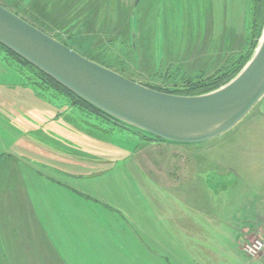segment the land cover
Wrapping results in <instances>:
<instances>
[{"label":"rangeland","instance_id":"374dc122","mask_svg":"<svg viewBox=\"0 0 264 264\" xmlns=\"http://www.w3.org/2000/svg\"><path fill=\"white\" fill-rule=\"evenodd\" d=\"M135 3L0 0L62 43L159 87L171 85L166 75L180 66L184 75L213 74L248 40L255 42L261 19L258 5L248 18L247 0H141L133 19ZM199 21L207 30L195 36ZM9 77L0 83V155H18L33 170V192L24 196H32L36 218L55 224L63 264V257L89 264L82 250L95 264H127L113 260L110 239L123 246L135 238L147 243L136 264H264L244 251L252 231L264 228V100L217 139L136 152L139 140L110 137L101 123L67 110L63 101L59 109L16 84L19 75ZM134 202L150 204L143 230L131 219L144 218L141 210L127 214L119 207Z\"/></svg>","mask_w":264,"mask_h":264},{"label":"water","instance_id":"95a60500","mask_svg":"<svg viewBox=\"0 0 264 264\" xmlns=\"http://www.w3.org/2000/svg\"><path fill=\"white\" fill-rule=\"evenodd\" d=\"M141 0H136L135 15ZM0 44L139 136L168 145L217 139L264 100V30L251 60L228 84L200 96L161 92L82 56L0 4Z\"/></svg>","mask_w":264,"mask_h":264},{"label":"crops","instance_id":"0c3cea01","mask_svg":"<svg viewBox=\"0 0 264 264\" xmlns=\"http://www.w3.org/2000/svg\"><path fill=\"white\" fill-rule=\"evenodd\" d=\"M23 161V158L12 153L0 155V165L5 163L4 170L0 168V264H63L61 260L59 261L56 252L58 247L55 224L49 220L42 221L36 218L32 196L25 197L26 193L33 192L35 175L28 166L24 167ZM148 205L134 202L114 206L121 207L123 211L126 209L127 214L128 210L133 214L137 210L142 211L144 218L138 219V222H136L137 218L131 219L136 224V228L143 230L141 225L145 223V207L148 208ZM26 212L31 215L28 219H24ZM108 237L110 238V235ZM257 237L264 238V228L253 230L249 240ZM112 242L116 247L114 252L116 256L113 260L126 258L125 261L129 262L127 264L143 261L141 256L147 251V243L144 241L135 238L133 244L127 243L129 246L126 243L119 246L110 239V245ZM81 256L84 260H89V264H95L84 250L81 251ZM63 260L66 264H76L75 260L69 257L68 259L63 257Z\"/></svg>","mask_w":264,"mask_h":264},{"label":"trees","instance_id":"16d2710c","mask_svg":"<svg viewBox=\"0 0 264 264\" xmlns=\"http://www.w3.org/2000/svg\"><path fill=\"white\" fill-rule=\"evenodd\" d=\"M253 5H258V15L261 18L260 24L258 25V33L256 36V40L254 43H251V39L248 40V46L244 49H242L239 53H235L230 55L223 64H220L217 69L214 71L213 74L207 76L203 75L200 71L191 73L188 75H184L183 68L180 66L178 70H176L175 73H172L170 70L168 71L166 78L171 82V85H168L166 87H159L154 86L147 83H141L144 86H147L149 88L179 95V96H200L205 95L208 93H211L213 91H216L220 89L221 87L228 84L230 81H232L247 65V63L251 60L252 56L254 55L255 50L257 49L259 45V41L262 37L263 30H264V0H247L246 5V15L250 16L252 14ZM14 12V11H13ZM137 12V11H136ZM16 13V12H15ZM17 14V13H16ZM19 15V14H17ZM20 16V15H19ZM135 15L133 14V19L135 18ZM22 17V16H20ZM24 18V17H22ZM247 17H245L246 19ZM25 19V18H24ZM27 20V19H25ZM28 21V20H27ZM207 21V20H206ZM205 21V22H206ZM30 22V21H28ZM208 22V21H207ZM31 23V22H30ZM33 24V23H31ZM34 26L38 27L42 31H44L41 27L33 24ZM195 28L194 34L195 36L199 33L200 29L204 33V28L207 26V24H204L203 22L199 21L198 23H194L193 25ZM207 30V27H206ZM205 30V31H206ZM249 31V29L247 30ZM46 32V31H44ZM198 32V33H197ZM47 33V32H46ZM49 34V33H47ZM50 35V34H49ZM53 37V36H52ZM57 40H59L57 37H54ZM60 41V40H59ZM62 42V41H60ZM132 42V37H131ZM66 46L72 48L73 50L77 51L73 46H71L68 43H64ZM247 45V43L245 44ZM218 48V47H217ZM82 56L93 60L97 62L98 64L107 67L109 69L113 70V67L104 64L103 62H99L96 59H93L89 57V55L84 54L80 51H77ZM0 53H4L7 57L2 58L0 57V83H7L11 82V78L9 77L10 74H17L19 75V79L21 78V82L16 84H20L24 87L34 88L38 91V94L43 99H48L52 103H56V107L61 109L60 107V101L65 102L69 106H64L69 111H74L78 116H84L85 118H89L92 121L101 123L105 129L103 130L105 134H107L110 137H123L128 138L129 140L136 139L139 140L140 143L135 148L136 152L140 151L142 147H145L146 145H153V144H163L159 141L152 140L143 136H139L137 133L132 131L131 129L125 127L124 125L120 124L116 120L112 119L111 117L107 116L94 106L90 105L89 103L85 102L84 100L78 98L71 92H69L67 89L59 85L56 81L48 77L46 74L32 66L27 61H24L21 59L18 55L10 51L9 49L5 48L3 45L0 44ZM9 56V57H8ZM164 63V61H163ZM136 64V61H135ZM137 65V64H136ZM17 66V69L15 67ZM18 66L20 67V70L18 71ZM216 67V66H215ZM156 76H159L160 72L163 70V65L159 66V69H155ZM28 74L29 78H32L35 80L34 84H31L30 80L28 78H24L22 75L26 76ZM27 77V76H26ZM160 77V76H159ZM131 80H134L131 78ZM135 81V80H134ZM19 82V81H18ZM137 82V81H136ZM140 83V82H139ZM48 89V90H47ZM51 93V94H50ZM55 98H57L55 100ZM53 99V100H51ZM62 110V109H61ZM61 115H59L60 117ZM108 127V129H107ZM138 142V141H137Z\"/></svg>","mask_w":264,"mask_h":264},{"label":"built area","instance_id":"2783aa9c","mask_svg":"<svg viewBox=\"0 0 264 264\" xmlns=\"http://www.w3.org/2000/svg\"><path fill=\"white\" fill-rule=\"evenodd\" d=\"M244 251L254 259H264V238L257 237L244 245Z\"/></svg>","mask_w":264,"mask_h":264}]
</instances>
